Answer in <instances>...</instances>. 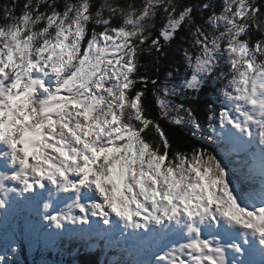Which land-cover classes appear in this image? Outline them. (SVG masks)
Returning a JSON list of instances; mask_svg holds the SVG:
<instances>
[{
	"label": "snow or ice",
	"instance_id": "obj_1",
	"mask_svg": "<svg viewBox=\"0 0 264 264\" xmlns=\"http://www.w3.org/2000/svg\"><path fill=\"white\" fill-rule=\"evenodd\" d=\"M221 4L0 5V264L66 238L115 264H264V0Z\"/></svg>",
	"mask_w": 264,
	"mask_h": 264
},
{
	"label": "trees",
	"instance_id": "obj_2",
	"mask_svg": "<svg viewBox=\"0 0 264 264\" xmlns=\"http://www.w3.org/2000/svg\"><path fill=\"white\" fill-rule=\"evenodd\" d=\"M6 2H8V0H0V5H2L3 3H6ZM25 2H26L25 0H18V3L21 5ZM100 2H102V0H94V5L99 4ZM127 2L128 3H130V2L136 3L137 5L140 4L139 0H127ZM184 2L201 3L202 4V3L206 2V0H184ZM215 5H216V11L219 12L221 10L222 4H220L219 0H215ZM17 14H19V8L17 9ZM208 14H209L208 12H204L203 15L206 18L208 16ZM198 22H200L199 18H198ZM162 23H163V21L158 19L157 28H159ZM183 35L186 36L187 33H183ZM256 38H258V35L253 37V39H256ZM178 43H179V41H174L172 48L169 50H166L168 52V54L165 57H162L160 60V64H159L160 71L159 72H156L154 70L150 71V75H152L153 77L158 78L159 80L163 81L166 69H170L172 71H175L176 68H179L181 73H183L184 63H183V57L180 54V49L177 47ZM190 50H192V49H190ZM142 59H144L145 62H147L146 58H142ZM141 72H143V69H141ZM201 118H203V116H201ZM164 127H165L166 133L169 135L170 141L173 144L174 150H175L177 145H181L183 148L190 149L193 144L200 143L198 141L191 139L190 135H184L183 137H181L173 129H169L166 125H164ZM21 256L22 257H20L19 255L15 256L16 264L37 263L36 259H32L29 255V253L26 254L25 251H23V250H22ZM53 259L55 260V258H53ZM40 263H42V260L40 261Z\"/></svg>",
	"mask_w": 264,
	"mask_h": 264
},
{
	"label": "rangeland",
	"instance_id": "obj_3",
	"mask_svg": "<svg viewBox=\"0 0 264 264\" xmlns=\"http://www.w3.org/2000/svg\"><path fill=\"white\" fill-rule=\"evenodd\" d=\"M26 1V0H25ZM61 2H63V0H61ZM73 2H75V0H73ZM110 3H121V4H127V0H109ZM142 0H139V3H141ZM220 4H221V0H219Z\"/></svg>",
	"mask_w": 264,
	"mask_h": 264
}]
</instances>
